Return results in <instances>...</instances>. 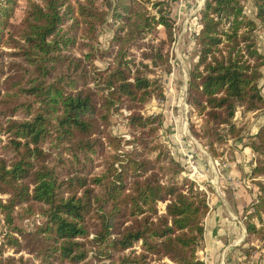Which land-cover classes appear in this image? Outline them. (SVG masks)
Returning <instances> with one entry per match:
<instances>
[{"label":"trees","instance_id":"trees-1","mask_svg":"<svg viewBox=\"0 0 264 264\" xmlns=\"http://www.w3.org/2000/svg\"><path fill=\"white\" fill-rule=\"evenodd\" d=\"M17 1L0 0V45L10 48H0V264H147L153 254L207 264L197 254L205 193L187 177L184 185L161 181L159 169L181 167L154 141L160 117L140 111L163 95L150 76L152 66L168 67L165 39L153 35L158 25L172 35L163 0H104L113 28L106 47L97 43L107 13L99 0H27L11 27ZM254 4L256 18L243 0H205L202 9L187 99L203 114L213 154L218 143L242 138L244 125L233 119L239 105L264 108V50L255 37L264 0ZM97 57L109 60L99 66ZM121 107L131 110L125 150L108 129ZM246 145L251 176H264V123ZM257 180L249 215L264 222V180ZM158 199H168L164 212ZM258 230L247 221L249 234Z\"/></svg>","mask_w":264,"mask_h":264},{"label":"rangeland","instance_id":"rangeland-1","mask_svg":"<svg viewBox=\"0 0 264 264\" xmlns=\"http://www.w3.org/2000/svg\"><path fill=\"white\" fill-rule=\"evenodd\" d=\"M244 11L256 18L254 0H243ZM99 6L108 9L104 0H99ZM27 0H18L11 17V27L14 26L23 14ZM167 16L172 20L171 38L166 37L165 29L158 25L154 34L157 38L165 39L164 53L167 55L168 67L165 64L152 66L150 76L157 77L162 87L163 95L154 94L140 108L143 115H156L161 123L154 134V141H158L169 156L177 161L181 169L177 172L172 167H163L161 181L166 182L172 177L179 185H184L187 177L205 193L209 203V210L203 218L204 236L198 245L197 254L207 264H264V222L254 212V203L258 201L259 186L257 179L264 176L253 177L250 173L254 153L248 162L240 165L237 162L239 149L249 141V135L255 133L257 125L264 123V108L244 111L239 105L233 116L238 125H244L242 138L230 137L218 143L219 154L210 150L204 134V118L195 106L187 99L189 71L199 60L200 45L197 35L202 26V9L205 0H163ZM151 11L152 8L149 3ZM110 12L106 13V20L97 25L98 44L100 47L108 45L113 28L108 24ZM258 21L255 32L258 46L264 50V26ZM228 23V22H226ZM224 23V25H226ZM150 35V32H148ZM152 35V36H153ZM0 48H10L1 44ZM138 59L140 52L133 50ZM109 57L96 58L95 63L105 66ZM167 67V68H166ZM264 92V86H263ZM130 109L121 107L113 110L111 123L108 129L123 139L122 149L131 148L125 140L131 138L127 115ZM154 153V152H153ZM247 158V157H246ZM233 168V170H232ZM203 187V188H202ZM185 190L187 189L184 187ZM3 194L2 196H4ZM168 199H158L156 206L158 212L165 211ZM264 219V211L261 212ZM2 214L0 213V240L4 229ZM253 221L259 229L253 234L247 231V221ZM92 233L88 235L91 237ZM139 251V243L134 245ZM4 254L28 255L24 250L14 252L6 248ZM147 264H177L168 256L151 255Z\"/></svg>","mask_w":264,"mask_h":264},{"label":"crops","instance_id":"crops-1","mask_svg":"<svg viewBox=\"0 0 264 264\" xmlns=\"http://www.w3.org/2000/svg\"><path fill=\"white\" fill-rule=\"evenodd\" d=\"M263 122H261L260 124H262ZM259 124V125H260ZM257 125V127L259 126ZM253 155V151L252 148L248 145H244V147L239 151H238V157H237V162H234V164L238 163L240 165H244V162H248V160L251 158V156ZM247 157V158H246ZM233 170V168H232Z\"/></svg>","mask_w":264,"mask_h":264},{"label":"built area","instance_id":"built-area-1","mask_svg":"<svg viewBox=\"0 0 264 264\" xmlns=\"http://www.w3.org/2000/svg\"><path fill=\"white\" fill-rule=\"evenodd\" d=\"M201 188V187H200ZM203 188V187H202Z\"/></svg>","mask_w":264,"mask_h":264}]
</instances>
